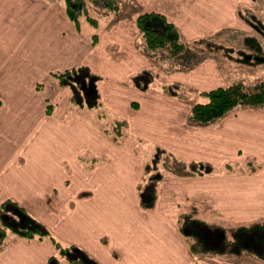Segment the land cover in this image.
<instances>
[{"label":"crops","instance_id":"crops-1","mask_svg":"<svg viewBox=\"0 0 264 264\" xmlns=\"http://www.w3.org/2000/svg\"><path fill=\"white\" fill-rule=\"evenodd\" d=\"M119 1L118 13L126 8L121 17L110 11L94 26L86 17L71 21L62 0H0V202L12 198L61 243L78 245L101 264H262L249 253L192 254L178 220L189 215L228 229L264 221V104L199 123L188 119L186 102L123 82L142 69H159L136 25L142 12L163 13L189 44L225 37L218 34L224 29L243 30L248 48L238 53L247 57L238 59L247 64H264L250 57L263 47L251 31L264 38V18L260 24L241 18L237 6L249 11L248 0ZM182 59L165 73L168 81L199 89L231 82L226 73L232 69L213 58ZM80 64L100 75L103 108L127 120L129 145L114 144L95 120L69 110V93L52 73ZM137 141L209 162L213 170L165 175L155 205L143 208L137 185L147 157L133 151ZM249 159L260 166L239 170ZM55 252L48 236L11 233L0 245V264H45Z\"/></svg>","mask_w":264,"mask_h":264},{"label":"trees","instance_id":"trees-1","mask_svg":"<svg viewBox=\"0 0 264 264\" xmlns=\"http://www.w3.org/2000/svg\"><path fill=\"white\" fill-rule=\"evenodd\" d=\"M89 4L98 9L114 12L120 9L117 0H63L65 13L71 21L77 23L80 15H86L87 20L96 26L97 19L88 13ZM238 12L245 21L260 24V18L254 12L247 11L245 14L240 9ZM136 25L148 50L166 49L173 57L179 56L185 50L179 30L163 13L159 11L142 12L136 17ZM96 39L97 34L95 33L92 35V42ZM256 50L262 52L260 47H256ZM53 75L59 87L69 91V110L101 108L102 103L97 88L100 75L88 66L76 65L54 72ZM153 82V73L149 69H142L131 74L124 84L138 90H146ZM161 91L166 95L183 100L191 99L192 94L203 97V101L192 103L188 114L189 120L199 123L217 120L239 106L264 104V80L257 81L250 88L239 81L207 90H197L179 82H170L162 84ZM46 109L48 111L49 106ZM102 115L100 113L98 117ZM127 127L126 119L113 118L104 122L101 132L114 144L119 145L127 137ZM258 166L260 164L249 159L238 169L254 171ZM225 167L229 171L236 169L233 164H225ZM212 170L213 166L208 162L186 161L176 157L162 146L155 145L143 164V177L137 185L139 204L143 208H152L155 205L157 186L165 175L195 176L208 174ZM178 224L181 233L190 240L189 251L194 255L249 253L259 258L264 264V221L228 229L183 215L179 218ZM11 233L28 238L48 236L56 252L48 257L45 264H59L61 259L71 264H101L78 245L61 243L43 222L32 216L18 202L7 198L0 203V245Z\"/></svg>","mask_w":264,"mask_h":264},{"label":"rangeland","instance_id":"rangeland-1","mask_svg":"<svg viewBox=\"0 0 264 264\" xmlns=\"http://www.w3.org/2000/svg\"><path fill=\"white\" fill-rule=\"evenodd\" d=\"M117 1L119 2V5L121 6V2L119 0H117ZM248 2L250 5L249 11L254 12L255 15L258 18H260V20L263 21V18H264V13H263L264 12V0H248ZM239 6L241 8H239ZM121 9L122 10L120 13H118V11L120 9L118 11H115V13H110L111 17H114V18L121 17V14L123 12H125L126 8H121ZM239 9H241L242 11H246V9L244 8V5H241V4H239L237 6V12ZM102 10L103 9H98V8H96L90 4L88 5L89 15L96 18L97 22L99 21L100 23L107 17L106 15L108 14V12H110V10H105V9H104L105 11H102ZM112 12H114V11H112ZM116 12H117V14H116ZM80 16H81V18L86 17V15H80ZM256 20H258V19H256ZM256 20H255V22H256ZM87 24L89 26V23H87ZM228 30L229 29H224V31H222V32L220 31L218 33L219 35H221L222 33H224V34L228 33L225 36L228 39H226L225 37L216 36L217 34H214L213 37H211L212 40L207 41V42L204 41V42H202V44H196L195 41L194 42L192 41L189 44L188 40H184L181 37L184 44H185V50L179 56H177L179 58L177 60H175V58H177V57L171 56L166 49H157V50H155V52L149 53V54H151V55H149V56H151V58H157V61L159 62V69H157V71H156L157 74H155L151 69H149L153 73L154 82L151 84V86L148 89H150V88L156 89L165 96L177 99V100L182 101V102H186L187 104H189V110H190V107H191L193 102L203 101L204 98L199 96V95H196V94H192L191 99L183 100V99H179V98H175V97L166 95L161 91V85L164 83H170V82H179V83H182L186 86L193 87L197 90H207V89L196 88L190 84L180 82L178 80H171V81L167 80L168 77L166 78L165 73L167 74L168 73L167 71L173 70V64H176L175 66L179 67L177 65V63L183 62L182 58H193V59L194 58L195 59L196 58H211V59L213 58L218 65L225 67V69H227V70L229 68L232 69V71L229 70V72L226 73V74H228V77H227L228 81H231L230 83L241 81L245 84L246 87H252L254 85V83H256L257 81L264 80V64H259L256 61L248 62V64H247V63L240 62V60L238 59V58H246L247 57L246 54L238 53L239 50H241V49L246 50L248 48L244 45L245 42L243 40H241L243 38V36L246 34V32L243 30H240V29H232L231 31H228ZM251 32H254L253 34L255 36L259 37V40L262 42L263 47H262V52L259 53L260 56H258L257 54H254L250 57L255 58L257 61H258V58H259V60L264 61V38L261 39V37L259 36V32H257L256 30L252 29ZM217 42H222L225 46L223 48H221V47L217 46ZM188 46L190 48L189 51L186 49V48H188ZM149 51H151V50H149ZM245 55H246V57H245ZM166 56H167V58H166ZM256 56H258V58ZM181 59H182V61H181ZM227 67H229V68H227ZM145 69H148V68H145ZM53 74H54V72L52 73V75ZM245 74H249V75H245ZM56 81H57V79H56ZM56 84H57V86H59L58 81ZM38 87H40L39 84H38ZM62 89H65V88H62ZM68 93H69V91H68ZM68 99H69V97H68ZM67 103H68V100H67ZM47 106H49V110L48 111L46 110V111L48 113H50L51 112L50 103H48ZM236 108H238V107H236ZM236 108H234V109H236ZM234 109L231 110L230 112H228L227 114L229 115V114L234 113L233 112ZM78 113H80L81 116L84 115L85 117L89 118L90 120H95V122L98 125L97 129L99 131H101V126L104 124V122L106 120L118 118V117H113L110 113H108L107 110L103 108V105L101 106L100 109H85V108L83 110L80 109ZM100 113H102L103 115L98 117V114H100ZM94 114H96L95 117H94ZM188 114H189V111H188ZM121 119H124V118H121ZM123 144L129 145L130 143L127 142L125 139H123L122 142L120 143V145H123ZM155 145H158V144H155ZM155 145L154 144L151 145L150 143H145L144 141L143 142L137 141L136 145L133 148V151H135L136 154H141L144 157L145 156L148 157L151 150L153 149V147ZM195 176H197V175H195ZM32 216H34V215H32Z\"/></svg>","mask_w":264,"mask_h":264}]
</instances>
